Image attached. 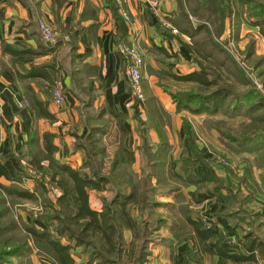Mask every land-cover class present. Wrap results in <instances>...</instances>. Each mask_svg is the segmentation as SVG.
I'll list each match as a JSON object with an SVG mask.
<instances>
[{"label":"rangeland","instance_id":"1","mask_svg":"<svg viewBox=\"0 0 264 264\" xmlns=\"http://www.w3.org/2000/svg\"><path fill=\"white\" fill-rule=\"evenodd\" d=\"M174 1L176 4L175 15L172 14L170 18H167L168 20H165V23H170L177 30V34L171 33L173 37L166 34L165 37L174 39L178 47L174 46V49H170V53L174 54L173 56H169L167 53H155V57L158 60L160 58L161 63H163V65H160L161 70L163 69V75H176L170 73L171 69L167 66L169 65V62H167L169 58L174 57L177 61L183 59L181 65L187 66L188 69L193 68L192 73H194L201 71V67L207 68L205 65L207 62L200 57V54L193 55L195 50H201L204 53L212 52L208 65L215 71L214 75L218 74L219 85L225 86L238 97L240 96L239 101L242 104L239 110L233 108L228 113H224L223 110L222 113L215 115L205 112L191 114L187 111H178L175 108V112L172 113L173 118H170V116H165L156 106L159 104V99L156 100L153 96L144 94V75H142L143 99L138 100L133 94V105L146 104L150 108L141 111V113L139 112L140 116L136 115V121L133 120L132 122L134 126L132 133L141 142H151L150 137L156 139L158 137L160 144L155 146L150 143L149 147L152 152L160 154L161 159L157 162L159 167L155 171L148 170L146 166L148 162L144 157H141L138 163L133 160L132 164H122V166L125 170L136 174L138 178L146 177L145 173H148L146 178L150 183L152 192L146 184L142 185L143 181L138 182L141 183L138 185V191H145L152 201L153 208L150 209L152 215L156 218L158 215L165 218L163 225L152 234L151 239L147 242L145 250L148 255L145 264H148L149 260L152 259L153 248L160 244L171 243L175 247L176 245L180 247L181 242L184 246L190 243V240H187L188 236L186 239L183 236L186 233L177 235V232L174 233L173 230L169 229L168 223L172 222L176 212H179L178 210L181 207L190 209L193 217H201L202 222L205 221L204 226L208 227V229L204 228L210 232L213 230L214 222L217 230L221 228L220 224L224 226L222 227L223 230H220L214 236L221 238L220 244L223 249H228L236 255V260H229L230 264H264V143H259L261 145L256 148L248 149H243L238 145V141L246 137L258 139L261 135H264V110L252 108L257 99H264V34L261 32V29L264 30V0ZM182 12L188 16L190 26L203 25L207 29V34L210 35L196 34L195 38L191 39L188 35L182 34L176 25L183 23L185 19V17L179 16ZM259 21L260 25L255 26L254 23ZM40 22L43 23L44 21H38V26ZM53 37L56 42H60V39L54 33ZM212 40L219 47L216 46V50L210 46ZM185 44L191 46L192 53L187 51ZM199 63H202V65ZM59 69L61 70V67ZM143 70L144 72L147 70L146 60ZM175 77H173L174 81L172 82L163 78L157 84L169 90L171 101L169 99L168 103L171 107H176L175 97L178 95L202 92L196 82L177 80ZM57 79L63 81L61 76H58ZM207 79L213 81L212 76H208ZM52 90L53 85L43 90L48 99H51V102ZM66 92L68 91L66 90ZM69 93H71L72 98L86 106L79 109L85 116L88 133L90 128L102 126L106 122L109 123L107 136L102 138V143L110 156L121 139L124 138L121 134H118L115 122L99 116L98 119L95 118L100 113L93 106L95 95L80 96L74 91ZM21 103L22 108L30 109L29 99L26 98ZM173 124L180 126L182 138L188 148L187 153L184 154L186 146L182 145L181 150H184L182 153L184 155L176 160L173 158L170 160L172 145L168 143V138L172 140L174 137L173 129L170 128L175 127ZM43 130L44 123L36 115L32 120L30 137L27 142L31 139V136H34V141L31 144L26 143L22 147L19 159L22 160L23 164H20L15 174L16 183L20 187L33 192H35L36 187L38 188V191L36 190L38 199L28 200L4 196L0 205V252L2 251L0 257L3 264H55L51 251L45 246L38 245L24 230V226L33 224L39 229L49 228V230H53V228L44 224L40 218L43 214L49 213L44 204L47 201L55 202L60 192V186L48 183L47 179L43 178L42 173L35 170L34 165L31 163L34 156L38 158L45 156L41 141ZM186 130L191 131L193 134L197 149L200 147V151H197L211 171V176H209L204 166L199 165L200 167L195 168V174L203 180L202 184L183 183V180H180L179 177L173 176L174 173L184 174L181 171L180 160L184 157H191L189 144L185 137ZM70 131L77 134L78 128H71ZM76 134H74L75 143H83L84 138H80ZM162 142L167 143L166 146L170 147V151H167V148L164 149V153L157 151ZM40 161L42 160L40 159ZM42 163L47 165L44 161ZM109 167L110 164H105V171H108ZM83 174L88 176L89 171L83 169ZM212 177L217 180L212 179ZM40 181L43 184L38 186L36 182L39 183ZM114 191L111 186L106 187L103 192L91 191V199L92 201L96 200L97 204L100 205L99 208H101L103 200L109 199ZM125 191H130L129 186ZM222 191L225 193V203L227 202L224 207V210H227L225 217L235 222L233 226L222 223L223 218L216 215L215 209L217 208L208 205L211 200H215L212 199L214 197L212 194ZM161 204H170L172 207H160ZM131 212L137 218H140L139 216L146 218L149 209L140 212L137 206L131 207ZM151 218L154 221V218ZM179 225L183 224L179 223ZM165 227L168 229H163ZM184 229H188V227ZM245 235L249 236L248 239L254 237L256 244H258V249L252 255L244 247ZM125 236L128 238L129 232H125ZM228 241L231 243H227ZM20 246L26 247L21 255L17 254V251L16 253H10L11 249H19ZM179 251L181 252L180 249ZM240 256H244V258ZM200 264H204V260Z\"/></svg>","mask_w":264,"mask_h":264},{"label":"crops","instance_id":"2","mask_svg":"<svg viewBox=\"0 0 264 264\" xmlns=\"http://www.w3.org/2000/svg\"><path fill=\"white\" fill-rule=\"evenodd\" d=\"M155 1L154 3L149 0H123L122 5L118 6L113 0H0L1 183L17 181L15 174L20 166L17 159L30 137L31 123L36 112L20 107L19 102L26 98L30 101L31 97L36 98L53 116L52 122L42 116L39 118L44 123L43 131L54 136L53 144L57 151L53 157L65 161L73 169L82 166L85 153L81 148L75 147L76 133L70 129L78 128L76 136L86 137L87 124L84 114L79 109L86 106L72 98L70 91L77 92L80 96H85L91 91V95L96 96L93 101L94 109L103 113V119H111L112 113L125 116L124 126L127 135L124 138V145L133 152L136 163L139 162L142 157L143 141L138 140L132 133L134 127L132 122L136 121L135 117L139 112L150 106L133 105L132 88L124 76L125 63L116 51V46L121 43L138 46L145 56L147 67V70L143 71L144 94L159 99L156 106L170 118H173L172 113L176 107L169 105V99L171 101L169 90L158 86L159 80L164 78L172 82L174 76H185L194 71L193 68L188 69L187 66L181 65L183 59L178 62L172 57L167 60L169 62L167 66L171 69L170 73L176 75H163V69L160 67L163 63L155 55L161 52L173 56L170 49L178 47L174 39L165 37L167 31L162 26L167 18L175 15L176 4L174 0ZM121 11L129 14V22L123 20ZM40 20L51 28L60 42L45 43L41 39L37 23ZM21 52L24 53L20 54ZM14 54H20L26 61L19 62ZM48 66H55L52 75L61 76L63 79L65 101L60 108L54 106L43 91L52 87V81L41 76L34 78L27 76L31 71L42 67H45L42 70L46 72ZM98 116L99 113L95 118L98 119ZM179 127L178 124L170 127L174 134L172 140L168 138V143L172 145L170 160L181 158L188 151ZM180 137L182 139H179ZM150 139L151 142L148 141V144L155 146L160 144L158 137ZM182 145L186 146L184 154H182L184 150H181ZM198 150L200 151V147ZM20 163L23 164L22 160ZM84 176L87 177L86 174ZM91 193L90 206L99 210L100 205L96 200L92 201ZM224 194L223 191L212 194L214 196L212 199L215 200H211L208 205L217 208L216 215L223 218L222 223L233 226L235 222L225 217L227 210H224V207L227 202L225 203ZM215 227L214 222L211 233L217 235L224 226L220 224L221 228L218 230ZM173 242L175 243V240ZM183 246L182 242L180 247L177 245L175 247L171 243L156 246L152 250L153 257L148 264H181L179 249L182 250ZM224 250L233 253L228 249ZM203 260L204 264H230L228 258L216 254L204 255Z\"/></svg>","mask_w":264,"mask_h":264},{"label":"trees","instance_id":"3","mask_svg":"<svg viewBox=\"0 0 264 264\" xmlns=\"http://www.w3.org/2000/svg\"><path fill=\"white\" fill-rule=\"evenodd\" d=\"M180 14V17L183 16L186 19L183 20V23L176 24L182 34L188 35L191 39H194L196 34H204L206 36L207 29L205 26L192 27L188 16L183 12ZM254 25L259 26L260 21L255 22ZM261 32L264 34L263 29H261ZM167 34V36L173 37L170 31ZM207 35L210 34L208 33ZM184 46L189 53H192L191 46L186 44ZM210 46L216 50L215 41L212 40ZM23 53L21 52L20 54ZM20 54H14V56L18 57L19 62L26 61ZM198 54L207 62L205 64L207 68L201 67V71L184 77H174L177 80L196 82L202 92L176 96L177 110L187 111L191 114L205 112L210 115L222 113L223 110L224 113H228L233 108L234 110H239L242 104L239 101L241 97H238L225 86L219 85L218 74L214 75L215 71L208 65L212 52L204 53L201 50H195L193 55L196 56ZM199 64L202 65V63ZM43 68L45 67L33 70L27 76L29 78L41 76L54 83L56 75H52V73L55 71V66L46 67V72L42 70ZM208 76H212L213 81L208 80ZM90 95L91 91H88L87 96ZM256 101L252 108L264 110V99L259 98ZM29 107L31 110H35L39 118L42 116L49 122L53 121V116L48 113L46 106L37 101L36 98L31 97ZM102 114L99 113L100 118H102ZM111 120H115L118 134L125 138L127 135V130L124 126L125 116L112 113ZM108 129L109 123L107 122L104 125L102 124V126L90 128L89 133L83 139L84 142L75 143V147L81 148L85 153V161L80 169H73L69 164L58 161L53 157L57 147L53 144L54 136L49 132L41 134L42 151L45 156L42 158L34 156L31 159L35 170L42 173L43 178H46L48 183L58 184L60 192L55 202L47 201L44 204L49 213L43 214L40 218L44 224L53 228V230H49V228L39 229L34 224L24 226V230L38 245L45 246L51 251L55 264H145L148 255L145 250L147 242L165 221V218L160 215L157 218L152 215L150 210L153 208L152 201L144 190H142L144 192L138 191V185L141 184L138 182L143 181L142 185L146 184L150 192H152L150 183L146 178L148 173H145L146 177L138 178L136 174L125 170L122 166V164H132L133 160H135L133 152L125 147L124 138L121 139L117 148L115 147L109 156L106 147L102 143V138L107 136L106 132ZM185 133L191 157H184L180 160L181 171L184 174L174 173L173 176L179 177L180 180H183V183L202 184L203 180L195 174V168L204 166L209 176H211V171L198 153L195 138L191 131L186 130ZM33 141L34 136H31L27 144H31ZM259 143H264V135H261L258 139L246 137L238 141V145L243 149L256 148L261 145ZM166 145L167 143L162 142L161 147L157 151L164 153L165 148L170 151V147ZM149 146L147 141H143L141 156L147 160L146 166L148 170L155 171L159 167L157 162L161 159V155L152 152ZM40 159L46 162L47 165H43ZM17 163L18 165L21 164L19 158ZM105 164H110L108 171H105ZM83 169L89 171L87 177L84 176ZM212 179L217 180L214 177ZM42 181L36 182V184L38 186L42 185ZM108 186L115 190L114 194L106 201L103 200L99 210L93 209L89 203V193L91 191L103 192ZM127 186L130 189L129 192L125 191ZM36 190L38 191L37 187L35 192L20 187L16 181L9 184L0 182V205L4 196L28 200L38 199ZM137 206L140 212L149 209L146 218H142L143 216L137 218L132 214L131 207ZM160 207L170 208L172 205L161 204ZM178 211L168 225L169 229L173 230L174 233L177 232V235L186 233L183 235L184 238L186 239L188 236L187 240H190V243L188 242L189 244L183 246L180 252L182 257L181 264H200L203 256L208 254H216L229 260H236L235 254L227 253L221 247V238L214 236L213 233L204 228L201 217H193L191 210L185 207H181ZM151 217L154 218V221H152ZM179 223L183 225H179ZM187 227L188 229H184ZM125 232H129L128 238H125ZM248 237L245 235L244 247L252 255L258 249V244H256L254 237L251 239H248ZM25 248L20 246L19 249H11L10 253H16L17 251V254L21 255L26 250ZM1 253L2 251L0 255H2ZM240 257L244 258V256ZM1 260L2 258L0 257V264H3Z\"/></svg>","mask_w":264,"mask_h":264},{"label":"built area","instance_id":"4","mask_svg":"<svg viewBox=\"0 0 264 264\" xmlns=\"http://www.w3.org/2000/svg\"><path fill=\"white\" fill-rule=\"evenodd\" d=\"M151 2H156L155 0H149ZM115 4L121 6L123 0H113ZM121 17L124 21L129 22L130 16L125 11H121ZM163 28L167 31H170L172 34H177V30L171 26L170 23H164ZM39 32L40 37L45 43L56 42L53 37L52 30L49 26L45 23H39ZM116 51L122 56L125 67H124V76L127 81L130 83L132 91L131 94L135 95L138 100L143 99V93L141 88V80L143 75V69L145 66V59L143 53L139 50L138 46L135 44H118L116 46ZM65 101V93H64V83L62 80L57 79L53 83V90H52V104L57 108L62 107ZM21 102L19 105L21 107ZM1 147V142H0ZM204 223V224H203ZM203 226L205 225V221L202 222ZM206 229L208 227L204 226ZM227 243H231L228 241Z\"/></svg>","mask_w":264,"mask_h":264}]
</instances>
